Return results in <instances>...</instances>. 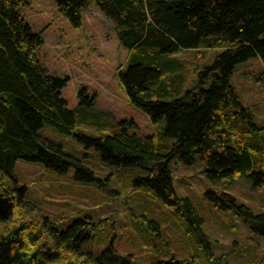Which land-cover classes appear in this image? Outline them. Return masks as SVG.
<instances>
[{
  "label": "trees",
  "instance_id": "trees-1",
  "mask_svg": "<svg viewBox=\"0 0 264 264\" xmlns=\"http://www.w3.org/2000/svg\"><path fill=\"white\" fill-rule=\"evenodd\" d=\"M74 26L95 5L113 22L128 50L150 48L166 56L151 66L148 55L119 69L121 88L154 123L155 136L129 134L133 124L121 122L98 137L77 136L100 159L140 175L138 187L152 190L164 205L189 222L200 242L209 243L203 220L192 202L174 187L171 163H206L204 177L212 185L206 199L238 218L250 235L264 238V213H256L228 193L240 179L264 188V123L258 124L232 84L236 68L251 58L264 62V0H54ZM28 0H0V264H132V255L110 247L100 255L83 250L97 223L90 217L59 229L26 200L14 175L19 159L40 163L58 173L74 170L83 183H101L97 175L62 145L40 134L50 125L63 135L76 126V112L61 95L68 78L54 77L40 63L42 36L26 22L21 7ZM200 48H221L213 63L199 73L196 92L163 82L175 71L169 55ZM168 56V57H167ZM85 90L80 92L84 97ZM196 95V96H195ZM85 103L84 101H82ZM158 167V168H157ZM154 264H194L174 255ZM260 264H264V259Z\"/></svg>",
  "mask_w": 264,
  "mask_h": 264
},
{
  "label": "rangeland",
  "instance_id": "rangeland-1",
  "mask_svg": "<svg viewBox=\"0 0 264 264\" xmlns=\"http://www.w3.org/2000/svg\"><path fill=\"white\" fill-rule=\"evenodd\" d=\"M21 12L32 30L42 36L43 44L37 48L40 63L50 75L68 78L61 95L76 112L71 134H60L50 125H45L40 134L62 145L101 181L83 183L74 178L73 169L58 173L40 163L19 159L14 175L19 186L25 188L27 202L61 230L78 218L90 217L97 223V230L82 249L95 255L112 247L120 254L132 255V264H154L172 255L194 264H260L264 259V238L250 235L238 218L206 199L205 193L213 187L204 177V161L197 159L193 166L173 162L171 170L177 194L187 197L203 220L208 244L201 243L189 222L164 205L152 190L135 185L142 174L105 164L94 148L78 141L79 135L98 137L110 133L121 122L134 125L129 134L155 136L160 141L164 124L154 123L131 101L120 86L119 69L127 70L144 55H148L151 66H156L166 56H156L150 48L123 47L113 22L95 5L82 13L80 27L60 14L54 0H28ZM221 50L200 48L169 55L177 61L178 68L166 74L163 82L180 91L196 92L199 73L213 63ZM232 84L255 121L264 123L261 58L240 64ZM82 90L84 97L80 96ZM226 191L254 212L264 213V188L256 190L249 180L240 179Z\"/></svg>",
  "mask_w": 264,
  "mask_h": 264
}]
</instances>
